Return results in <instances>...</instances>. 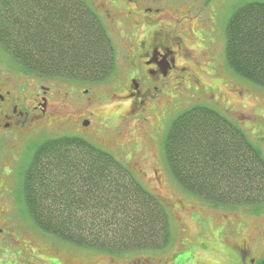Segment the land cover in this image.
I'll use <instances>...</instances> for the list:
<instances>
[{
  "label": "trees",
  "instance_id": "trees-1",
  "mask_svg": "<svg viewBox=\"0 0 264 264\" xmlns=\"http://www.w3.org/2000/svg\"><path fill=\"white\" fill-rule=\"evenodd\" d=\"M224 34L225 67L264 89V0L234 10ZM0 52L25 73L79 82H103L117 64L111 38L85 0H0ZM163 150L173 180L213 208L260 201L262 154L216 110L197 104L180 112ZM21 194L29 222L64 244L116 256L158 252L172 242L166 205L127 165L78 137L39 145Z\"/></svg>",
  "mask_w": 264,
  "mask_h": 264
},
{
  "label": "rangeland",
  "instance_id": "rangeland-1",
  "mask_svg": "<svg viewBox=\"0 0 264 264\" xmlns=\"http://www.w3.org/2000/svg\"><path fill=\"white\" fill-rule=\"evenodd\" d=\"M85 1L101 19L111 38L117 59L121 52V35H134L131 32L132 27L138 16H141L138 14L142 12V8H157L159 11L154 15L160 17L163 25L170 26L165 29L174 30L183 38L185 47L191 51L194 62L199 65L196 68L200 81L197 87L199 93L194 92V82L179 86L178 92L181 95L176 92L174 98L164 105L163 119L154 125V119L150 120L154 127L151 128L152 139L149 141L128 142V131L121 125L118 117H112L116 109L112 102L95 106L99 119L93 120L92 135L90 131L68 133L59 132L58 129L51 130L59 128L53 124L21 140V153L18 158L27 165L35 149L46 140L61 136L84 139L127 165L138 181L169 209L172 242L161 251L110 256L64 244L49 237L57 248H49L51 242L48 241L50 244H46L45 253L58 254L60 260L67 258L72 264H137L139 260L141 262L138 264H224L237 242L255 239L251 256L262 259L264 201H261L264 199V192L258 198L261 203L253 206L213 208L187 194L173 180L163 150L166 133L175 116L200 104L216 110L238 127L250 143L259 149L264 159V89L235 77L225 67L224 59V32L228 19L238 7L256 0H138L141 10L128 0ZM105 10L108 11V16ZM154 15L146 17L155 19ZM0 55L3 57V54ZM213 58L218 59L216 68L212 66ZM203 88L207 90L206 94L200 92ZM102 89L108 90V87L103 86ZM210 94L215 95L218 100L221 99V103L217 102L219 106L208 102ZM87 113V109H84L80 114L85 119ZM58 120L63 121L64 118H55V121ZM138 127L142 126L138 124ZM73 128L77 129L75 123ZM155 170L158 172L159 183L154 179ZM24 239L30 240L28 236Z\"/></svg>",
  "mask_w": 264,
  "mask_h": 264
},
{
  "label": "flooded vegetation",
  "instance_id": "flooded-vegetation-1",
  "mask_svg": "<svg viewBox=\"0 0 264 264\" xmlns=\"http://www.w3.org/2000/svg\"><path fill=\"white\" fill-rule=\"evenodd\" d=\"M128 2L141 10L138 0ZM158 11L157 8H142L138 14L141 16L131 13L139 17L132 27L134 35H121L116 68L103 82H79L25 73L6 61L4 54L0 55V264H72L67 258L60 260L58 254L45 253L48 241L51 242L49 248L57 247L52 239L37 231L26 216L21 194L26 164L18 158L23 138L53 124L59 128L51 130L90 131L92 135L93 120L99 119L95 106L112 102L116 105L112 117H118L128 131V142L149 141L151 128L163 119V107L174 98L179 86L194 82V92L199 93L200 81L196 73L199 65L185 47L183 38L174 30L165 29L170 26L163 25L160 17L154 15ZM105 13L108 16V11ZM211 62L216 68L218 59L213 58ZM103 86L108 90H103ZM206 91L205 88L200 90L205 94ZM208 99L218 106L217 102L221 103L213 94ZM84 109L88 112L85 119L80 114ZM60 117L64 120L55 121ZM153 119L152 125L150 120ZM153 173L159 183L158 172ZM25 236L31 241H26ZM254 244L255 239L240 240L224 264H261L264 257L251 256Z\"/></svg>",
  "mask_w": 264,
  "mask_h": 264
}]
</instances>
